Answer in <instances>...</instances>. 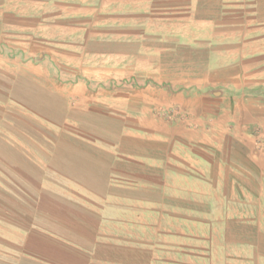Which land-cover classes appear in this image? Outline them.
Masks as SVG:
<instances>
[{
    "label": "crops",
    "instance_id": "obj_1",
    "mask_svg": "<svg viewBox=\"0 0 264 264\" xmlns=\"http://www.w3.org/2000/svg\"><path fill=\"white\" fill-rule=\"evenodd\" d=\"M0 154V264H264V0H0Z\"/></svg>",
    "mask_w": 264,
    "mask_h": 264
},
{
    "label": "rangeland",
    "instance_id": "obj_2",
    "mask_svg": "<svg viewBox=\"0 0 264 264\" xmlns=\"http://www.w3.org/2000/svg\"><path fill=\"white\" fill-rule=\"evenodd\" d=\"M17 143V141H15ZM4 162L2 160V155L0 154V243L5 242V243H9V241H13V237L16 238V235L14 234H7L6 232L3 231V221L6 219H10L12 222H16V221H26L24 219H20L18 216L19 213V207H21L24 204V200L26 195H28V193L30 192L29 189L30 187H25V186H20L18 183V179H10L11 182H9L8 180H6V178L9 177H14L12 171L13 170H9V169H4L3 168ZM15 174L17 175L18 172L14 171ZM12 174V175H11ZM64 189H66V186H64ZM77 193V192H76ZM24 206V205H23ZM161 221L156 219V228H155V233L154 234H150L149 233V241H152V243L155 244L156 249H160L162 248L163 245H170V242L165 241L163 239H169V235H165L161 232L162 228ZM144 236V235H143ZM195 235H192V237ZM172 238H177V234L173 235ZM171 243H175V242H171ZM191 250H186L184 251L185 253H187V257L186 260L187 261H191V262H195V260L193 259V256L195 254H210V250H198L196 251L194 249V242H191ZM214 262L213 264H236L235 262L233 263L232 261L230 262L229 259L227 258V252L226 251H214ZM1 256V255H0ZM232 260V259H231ZM11 264H13L14 262H12L13 260H10ZM202 261V260H200ZM203 262L205 263V260H203ZM206 262H208L209 264H211V259L208 258L206 260Z\"/></svg>",
    "mask_w": 264,
    "mask_h": 264
}]
</instances>
